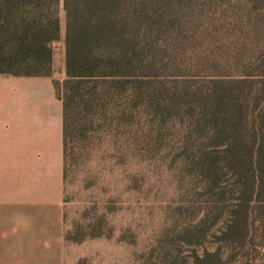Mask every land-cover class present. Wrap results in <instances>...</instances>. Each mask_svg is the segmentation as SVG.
I'll list each match as a JSON object with an SVG mask.
<instances>
[{
  "label": "trees",
  "instance_id": "16d2710c",
  "mask_svg": "<svg viewBox=\"0 0 264 264\" xmlns=\"http://www.w3.org/2000/svg\"><path fill=\"white\" fill-rule=\"evenodd\" d=\"M189 4L196 0H0V74L51 77L53 43L63 42L65 78L51 77L62 103L63 179L93 116L114 96L129 89L147 101L152 63L177 49L173 24L183 30L179 12ZM259 14L248 10L250 19ZM173 79L161 104L187 116L188 140L198 142L196 164L218 195L214 208L224 195V172L235 186L226 217L212 232L218 245L193 249L190 264H264V56L237 76ZM218 219L206 225V214L199 231L212 229ZM101 226L98 217L64 237L80 242L109 236Z\"/></svg>",
  "mask_w": 264,
  "mask_h": 264
},
{
  "label": "rangeland",
  "instance_id": "374dc122",
  "mask_svg": "<svg viewBox=\"0 0 264 264\" xmlns=\"http://www.w3.org/2000/svg\"><path fill=\"white\" fill-rule=\"evenodd\" d=\"M189 5L178 11L184 13L183 30L173 24L177 49L161 52L152 63L147 101L129 89L114 96L93 116L87 138L69 160L60 222L64 264H190L193 249L218 245L212 232L234 195L232 175L222 174L224 195L214 208L218 195L196 164L193 145L198 142L188 140V118L161 104V97L171 94L173 78L237 76L244 74V65L263 57L264 0ZM250 9L260 11L258 19L248 17ZM61 18L63 24V11ZM50 72L55 81L65 78L62 41L53 43ZM5 77L0 76V105L15 85ZM206 214V225L219 219L201 232L197 225ZM31 217L26 211V228L37 230ZM98 217L109 236L65 239L76 224Z\"/></svg>",
  "mask_w": 264,
  "mask_h": 264
},
{
  "label": "crops",
  "instance_id": "0c3cea01",
  "mask_svg": "<svg viewBox=\"0 0 264 264\" xmlns=\"http://www.w3.org/2000/svg\"><path fill=\"white\" fill-rule=\"evenodd\" d=\"M0 76L15 82L0 105V264H64L62 103L51 77Z\"/></svg>",
  "mask_w": 264,
  "mask_h": 264
}]
</instances>
